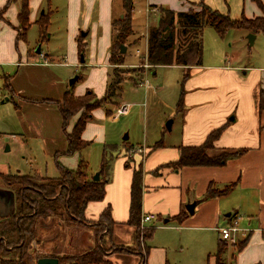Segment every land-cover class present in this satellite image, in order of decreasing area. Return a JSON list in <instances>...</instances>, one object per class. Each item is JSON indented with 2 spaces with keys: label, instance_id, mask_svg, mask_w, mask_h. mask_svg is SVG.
<instances>
[{
  "label": "crops",
  "instance_id": "0c3cea01",
  "mask_svg": "<svg viewBox=\"0 0 264 264\" xmlns=\"http://www.w3.org/2000/svg\"><path fill=\"white\" fill-rule=\"evenodd\" d=\"M43 1H29L30 25H36L38 15L35 12L41 9ZM7 2L0 0L2 89L10 100H14L23 139H39L44 157L55 166L54 155L64 152L67 147L60 111L55 103L62 101L66 91L71 90L77 97L86 92L83 94L84 87H74L78 78H73V84H70L73 79L67 83L66 75L57 70L65 68L64 73L69 74L68 69L76 67V61L61 64L42 50L37 54L36 49H30L20 36L18 39L17 15L21 2L18 0L4 10ZM45 13L49 15V11H42L39 17ZM109 56L105 53L104 63L102 57L97 62L98 67L112 69ZM223 60L224 65H204L202 62L200 67L189 69L192 91L187 96L183 92L181 100L182 105H190V110H179L184 114V120L182 118L179 124L178 141L168 145L163 141L153 145L146 142L131 147L130 163H126L127 151L109 148L114 150L109 153L111 161L104 199L87 205L86 220L97 219L109 207L115 223L110 235L112 242L134 248V228L125 223L129 217L132 176L137 170L141 172L142 183L141 217L155 216V220L142 226L153 229L151 238H146L143 243L144 250L140 254L111 255V264H202L204 260L207 264H216V257L211 260L210 256L218 247V228L230 225L232 219H236L237 227L244 231L238 241H246V246L237 255L239 263L245 256L247 264L264 263V110L258 109L259 94H264V89L260 88H264V68L244 67L232 59ZM4 68L6 71L2 70ZM175 120L171 121L169 134ZM76 121V118L70 121L66 132ZM218 130L220 134L213 144L214 151H241L240 154L234 155L222 167L173 166L180 157L181 148L199 147ZM86 135L85 129L81 138L89 144ZM80 160L79 153L58 157L59 163L69 170H75ZM233 183L235 186L228 195L203 199L210 186L221 191ZM192 203L195 206L190 214L186 207ZM181 213L185 219L177 223L174 218ZM244 214H251L252 218L242 220ZM214 233H217V241ZM251 249L253 251L248 255ZM232 253L227 252L226 260L231 259Z\"/></svg>",
  "mask_w": 264,
  "mask_h": 264
},
{
  "label": "rangeland",
  "instance_id": "374dc122",
  "mask_svg": "<svg viewBox=\"0 0 264 264\" xmlns=\"http://www.w3.org/2000/svg\"><path fill=\"white\" fill-rule=\"evenodd\" d=\"M201 1L211 10L228 15L232 20H240L242 17L252 19L260 15L252 0H132L133 34L124 43L127 52L124 63L119 66L117 72V78L119 77L122 81L121 95L117 98L107 97L105 103L92 112L90 126L88 128L85 126L86 136L91 143L79 154L80 159L88 165L86 171L89 178L93 179L94 175L99 172L100 158L104 149L115 147L117 151H127L126 163H130L133 156L130 152L131 147L136 148L146 142L147 145H153L163 141L168 145L178 141L179 124L182 118L184 120V114L179 110H190V105L183 104L182 107H178V104L183 92L187 96L192 91L190 88L192 76L190 70L180 67H156L154 69L148 67L146 63L147 30L151 25L157 24V9L151 5L180 12L186 11L189 4ZM261 2L264 3V0ZM47 3L49 9L46 10ZM42 11H49V15L43 14L48 18V27L44 38L40 40L37 21ZM35 13L38 15L36 25H29L25 31H19L26 45L33 50L39 47L61 64L76 61L77 66L70 67L69 74L64 73L65 68H57V70L62 75H66L64 77L67 83L73 78H78L74 87H84L83 94L91 91L98 98L104 96L106 87L113 78V73L110 67H98L97 62L103 57L102 63H104L105 53H111L113 42L111 24L113 20L122 18L124 15L122 1L44 0L41 9H37ZM28 24H30L29 19ZM75 31L76 35H74ZM247 35L243 30L231 29L223 38H220L211 27L205 26L202 35L203 64L224 65L223 59L227 58L244 67L264 68V33L257 34L251 47L247 44ZM21 42L25 45L22 40ZM73 50L74 53H70ZM2 70L6 71V68ZM94 72L95 75H93ZM2 73H0V174L34 175L33 172H36L43 177H57L58 172L53 162L44 157L41 141L23 139L20 119L14 111V100H10V96L2 89ZM85 101L88 102V100ZM120 103L130 106L129 112L113 120L111 114L120 107ZM85 108L74 117L76 120L86 114L85 110H88V107ZM107 112L109 115L106 114ZM173 118L176 120L172 133L169 134L168 123ZM124 136H127V140H123ZM5 147H8L9 151L6 152ZM214 150V148L208 149L206 154L213 156L220 153ZM116 156L118 155L114 157ZM112 159H114L113 156ZM4 183L0 177V194H7L17 189V186H13L11 190ZM7 200L8 197L6 202ZM9 210L6 209L5 212L8 213ZM250 215L244 214L242 220L251 219ZM56 220L47 232L44 229L41 230L39 224L35 228L39 241L37 248L49 258L53 256L70 258L69 263L72 258L84 255L99 238H101L99 245L104 252L102 258L104 264H111L109 258L111 255L140 254L144 250L143 243L148 230L135 229L133 235L135 246L129 248L112 242L111 234H106L104 228L103 232H98L100 236L95 237V231L99 230L95 226L98 218L86 220L87 224L80 227H67L59 218ZM50 221V219L45 220L47 224ZM214 234V239L216 238L217 241V233ZM137 236L138 240H136ZM238 237L240 240L241 233H238ZM226 243L225 254L221 257L222 263L236 264L238 255L235 253L236 246ZM225 251L233 252L231 259L226 260L227 252ZM252 251L253 249L248 255H251ZM215 254L216 251H213L210 256L211 260L215 258ZM246 258L245 256L240 263L238 258L237 264H245ZM205 261L202 264H207Z\"/></svg>",
  "mask_w": 264,
  "mask_h": 264
},
{
  "label": "trees",
  "instance_id": "16d2710c",
  "mask_svg": "<svg viewBox=\"0 0 264 264\" xmlns=\"http://www.w3.org/2000/svg\"><path fill=\"white\" fill-rule=\"evenodd\" d=\"M16 1L18 0H8L4 10ZM19 1L21 7L17 15L18 30L25 31L30 25L28 24L30 0ZM121 1L124 15L122 18L113 20L111 24L113 42L109 64L112 67L113 78L107 85L104 96L97 98L91 91H88L77 97L69 90L64 93L62 101L55 103L60 111L62 131L67 144L64 152L54 155L58 176L49 178L35 174L14 176L0 174L5 182L4 184L9 189L12 190L13 186H17L16 190L11 191L15 201L13 214L6 218H0V264H36L38 258L34 255L33 247L39 243L35 232L38 224L39 228L46 230V232L50 230L51 225L57 221V218L63 221L62 223L67 227L85 226L87 224L85 218L87 205L101 202L104 199L111 161L109 153L114 149L110 150L108 148L109 150L104 149L102 151L98 181H93L92 178L88 177L87 164L84 161L80 160L75 170H69L59 163L58 157L80 153L88 145L87 142L82 140L81 135L86 124L92 118V112L100 108L107 97L117 98L121 95L122 81L119 77L117 78V72L119 66L124 63L126 53H120V46H124V43L133 34V2L132 0ZM252 1L259 10L260 15L252 19L242 17L240 20H232L228 15L213 11L202 1L191 3L186 11L180 12L161 6H151L157 9V24L151 25L147 30L146 63L148 67L154 69L156 67L175 66L187 70L200 67L203 54L202 35L205 26L211 27L220 38H223L226 32L231 29L243 30L245 33L253 35L264 33V3L261 0ZM47 20L46 15H42L37 21L40 40L44 38L47 31ZM19 36L18 34V39H20ZM78 50L80 52L79 45ZM85 100H88V102ZM180 106L182 107L181 98L178 107ZM85 107H88V110H85L86 114L77 119L73 128L66 132L70 121ZM258 109L260 111L264 110V94L261 93L258 97ZM108 113L106 114L109 115ZM219 134L220 130L212 132L205 143L199 147L181 148L180 157L173 166L175 168L224 166L230 158L240 154L241 151H221L218 155L208 156L206 150L213 149L212 143ZM126 166L128 165L126 164ZM234 186L235 183L230 184L221 191L210 186L203 199L226 196ZM141 190V172L137 170L132 176L129 217L125 223L134 230L140 228ZM46 219L51 221L47 224ZM184 219L185 215L181 213L174 218V221L181 223ZM62 223L61 225H63ZM114 225L110 208L107 207L100 214L95 224L99 228L97 232L95 231V237H98V232L104 230L106 234H111ZM100 228L102 229L100 230ZM147 230L145 238H151L153 229ZM100 240L101 238L96 239L95 245L84 255L72 258L69 263L70 258L55 256L53 258H57L59 264H104L105 262L102 259L104 252L101 245H99ZM136 240H138V236ZM226 246L225 241L218 240L215 254L216 264H223L221 256ZM234 246H236L235 253H240L246 246V241H238Z\"/></svg>",
  "mask_w": 264,
  "mask_h": 264
},
{
  "label": "water",
  "instance_id": "95a60500",
  "mask_svg": "<svg viewBox=\"0 0 264 264\" xmlns=\"http://www.w3.org/2000/svg\"><path fill=\"white\" fill-rule=\"evenodd\" d=\"M247 43L248 46L251 47L254 43L255 40V35L253 34H248L247 37ZM37 54H40V48L38 47L37 50L35 51ZM120 53L125 54L126 53V47L125 46H120ZM75 80H71L70 84H73ZM168 128L171 129V121L168 123ZM123 140H127V136H124ZM8 151V148L5 149ZM99 180V172L96 173L93 177V181H98ZM4 193V192H3ZM7 193V192H5ZM8 197V200L6 202V199ZM14 195L12 192H8L7 194H0V218H6L9 217L13 214L14 211ZM3 203V205H1ZM195 204L192 203L189 206H187V210L190 214H192L193 209H194ZM6 209H10L8 213H6ZM36 264H59V260L57 258H40L36 261Z\"/></svg>",
  "mask_w": 264,
  "mask_h": 264
},
{
  "label": "built area",
  "instance_id": "2783aa9c",
  "mask_svg": "<svg viewBox=\"0 0 264 264\" xmlns=\"http://www.w3.org/2000/svg\"><path fill=\"white\" fill-rule=\"evenodd\" d=\"M130 106L128 105H121L119 108H117L115 110V112L112 114V119L116 120L117 118H119L120 116H124L126 115L129 111ZM153 220H155V216L152 214L146 215L141 217L140 220V227L142 229H148L145 227H142L144 224H149L150 222H152ZM218 234H219V238L221 241H226L230 244H236L238 241V233H244L243 230H240L237 227V220L236 219H232L230 225L225 226V227H221L218 228Z\"/></svg>",
  "mask_w": 264,
  "mask_h": 264
},
{
  "label": "flooded vegetation",
  "instance_id": "af4514ba",
  "mask_svg": "<svg viewBox=\"0 0 264 264\" xmlns=\"http://www.w3.org/2000/svg\"><path fill=\"white\" fill-rule=\"evenodd\" d=\"M44 226L46 227V225H44ZM37 247H38V245H37V246L35 245V247H33L34 255L36 256V258H38V259H40V258H49V257L43 255V253H41V252L38 250L39 248H37ZM50 258H53V257H50ZM38 259H37V260H38Z\"/></svg>",
  "mask_w": 264,
  "mask_h": 264
}]
</instances>
